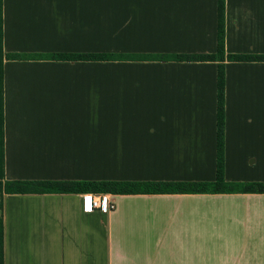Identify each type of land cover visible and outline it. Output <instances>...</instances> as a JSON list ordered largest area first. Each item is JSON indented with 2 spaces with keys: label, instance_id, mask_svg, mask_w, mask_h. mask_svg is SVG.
<instances>
[{
  "label": "crops",
  "instance_id": "crops-1",
  "mask_svg": "<svg viewBox=\"0 0 264 264\" xmlns=\"http://www.w3.org/2000/svg\"><path fill=\"white\" fill-rule=\"evenodd\" d=\"M217 0H2L4 181L211 182ZM224 180L264 182V0H225ZM112 54L107 61L55 54ZM2 198L4 264H264V194Z\"/></svg>",
  "mask_w": 264,
  "mask_h": 264
},
{
  "label": "trees",
  "instance_id": "trees-1",
  "mask_svg": "<svg viewBox=\"0 0 264 264\" xmlns=\"http://www.w3.org/2000/svg\"><path fill=\"white\" fill-rule=\"evenodd\" d=\"M224 17L225 0H217L216 51L211 55H177L181 61L217 62L216 72V166L211 182H139V181H4L3 132V59L2 50V0H0V264H4L2 198L12 194H111V195H171V194H264V182H226L224 180ZM57 60L107 61L112 54H55ZM228 61L256 62L264 56L227 55Z\"/></svg>",
  "mask_w": 264,
  "mask_h": 264
},
{
  "label": "built area",
  "instance_id": "built-area-1",
  "mask_svg": "<svg viewBox=\"0 0 264 264\" xmlns=\"http://www.w3.org/2000/svg\"><path fill=\"white\" fill-rule=\"evenodd\" d=\"M83 212L90 213L93 210L111 213L113 206L105 194H86L82 198Z\"/></svg>",
  "mask_w": 264,
  "mask_h": 264
},
{
  "label": "rangeland",
  "instance_id": "rangeland-1",
  "mask_svg": "<svg viewBox=\"0 0 264 264\" xmlns=\"http://www.w3.org/2000/svg\"><path fill=\"white\" fill-rule=\"evenodd\" d=\"M0 202H1V197H0ZM1 204V203H0ZM1 211V210H0Z\"/></svg>",
  "mask_w": 264,
  "mask_h": 264
}]
</instances>
